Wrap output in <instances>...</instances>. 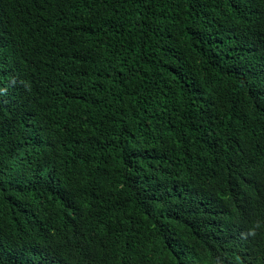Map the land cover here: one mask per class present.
Returning a JSON list of instances; mask_svg holds the SVG:
<instances>
[{
    "label": "trees",
    "instance_id": "1",
    "mask_svg": "<svg viewBox=\"0 0 264 264\" xmlns=\"http://www.w3.org/2000/svg\"><path fill=\"white\" fill-rule=\"evenodd\" d=\"M0 264H264V0H0Z\"/></svg>",
    "mask_w": 264,
    "mask_h": 264
}]
</instances>
